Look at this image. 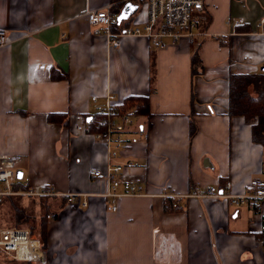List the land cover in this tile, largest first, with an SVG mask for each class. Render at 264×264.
<instances>
[{"label":"crops","instance_id":"crops-1","mask_svg":"<svg viewBox=\"0 0 264 264\" xmlns=\"http://www.w3.org/2000/svg\"><path fill=\"white\" fill-rule=\"evenodd\" d=\"M111 1L0 0V29L10 36L0 47V155L15 158L14 170L30 190L53 194L0 196L32 198L37 208L46 198L40 264H264V203L257 210L188 198L171 209L162 196L227 181L240 195L252 178L264 183L262 144L242 116L227 111L229 76L264 65V29L256 28L264 0H206L193 13V37L160 47L125 35L114 48L86 19L88 10ZM119 17L126 26H142L147 8L127 2ZM195 53L203 71L191 76ZM52 70L68 77L52 79ZM109 94L117 101L149 98L148 117L131 114L140 134L120 155L137 162L129 173L142 195L121 197L116 211L102 196L105 181L90 175L105 171L107 148L87 131ZM57 112L67 113V125L47 119ZM0 264L31 263L0 252Z\"/></svg>","mask_w":264,"mask_h":264},{"label":"built area","instance_id":"built-area-1","mask_svg":"<svg viewBox=\"0 0 264 264\" xmlns=\"http://www.w3.org/2000/svg\"><path fill=\"white\" fill-rule=\"evenodd\" d=\"M127 2L138 3L140 7L146 6L147 20L142 26H126L119 20L120 8ZM205 2L206 0H112L102 9L88 10L86 19L90 25L96 27L97 33L102 31L105 34L111 48L117 47L121 36L125 35L144 36L151 44L162 47L168 42L175 43L184 37L191 38L196 34L193 13L201 11ZM239 25L238 21L232 23L233 29ZM114 26L118 28L117 31L112 30ZM256 28L264 29V18L256 23ZM9 42V33L0 29V47ZM92 100L95 101L96 97H92ZM121 102L117 101L114 95H107L106 105L97 111L102 115L101 123L104 125V130L93 133L96 139L105 144L108 156L105 171L92 169L90 175L103 179L107 184V190L102 196L108 201L107 209L110 211H116L117 201L121 197L142 195L139 184L130 179L129 173L130 169L137 166V162L120 160L121 151L129 148L140 134L139 124L134 116L120 113ZM14 162V157L0 155V182L5 188L0 190V195L11 192V184L16 178ZM121 186L122 190H120ZM23 193L28 196L53 195L47 189H28ZM162 196L171 200L166 206L171 209H177L182 199L212 198L227 200L235 206L252 204L257 210H261V204L264 203V183L258 178H252L245 192L240 195L231 193V182L227 181L221 186L216 184L208 188L195 187L186 194L166 193ZM68 200L74 201L73 196ZM86 205L83 201L82 206ZM47 217L49 218L50 215ZM259 232L261 235L259 242L264 250V220ZM0 252L18 262L40 264L44 259L40 238L34 237L31 229L23 226L0 227Z\"/></svg>","mask_w":264,"mask_h":264},{"label":"trees","instance_id":"trees-1","mask_svg":"<svg viewBox=\"0 0 264 264\" xmlns=\"http://www.w3.org/2000/svg\"><path fill=\"white\" fill-rule=\"evenodd\" d=\"M117 27H113V31H117ZM203 71V66L199 56L195 53L191 56L190 61V74L194 76ZM52 79L67 78L64 72L51 71ZM149 98L144 95H129L125 97L119 105V111L122 114H133L135 116L148 117ZM228 114L239 115L251 125L252 139L264 148V71L258 70L256 73L251 74H231L228 79ZM47 119L51 122L61 123L62 125L68 124L67 113H49ZM102 115L96 112L92 118L87 122V131L90 133L99 132L104 130V125L101 123ZM192 124V120H191ZM192 128V127H191ZM194 130H191L193 135ZM15 178L11 184V191H27L29 188ZM12 196H0V204L5 199ZM42 207H44V214L41 216L37 223V230L39 233L41 248H45L46 240V224H47V210L50 208L45 197H42ZM13 210V220L17 226L26 224L31 215L27 214L25 208L20 207L18 202L11 203ZM36 226L31 228L32 232H36ZM14 262V260H11ZM16 262V261H15ZM28 263V262H23Z\"/></svg>","mask_w":264,"mask_h":264},{"label":"rangeland","instance_id":"rangeland-1","mask_svg":"<svg viewBox=\"0 0 264 264\" xmlns=\"http://www.w3.org/2000/svg\"><path fill=\"white\" fill-rule=\"evenodd\" d=\"M1 187L3 186V184L0 182ZM4 187V186H3ZM13 202H18V204L20 205V207L25 208V211L27 214L31 215L30 220L26 223V224H22L23 227H27V228H32L36 226V232L34 233V237L36 238H40L39 237V233L37 230V219L39 221V219L41 218V216L44 214V207H42L41 203L42 201H38V208L36 207V202L34 199L30 198V199H26V198H17V197H11L8 199H5L4 202L2 204H0V227H9V226H17V224L14 223L13 220V210L11 208V203ZM61 205L64 203V201H61ZM60 205V206H61ZM46 212V211H45ZM48 212V210H47ZM49 214V213H48ZM48 220V217H47ZM17 227H20L17 226Z\"/></svg>","mask_w":264,"mask_h":264},{"label":"water","instance_id":"water-1","mask_svg":"<svg viewBox=\"0 0 264 264\" xmlns=\"http://www.w3.org/2000/svg\"><path fill=\"white\" fill-rule=\"evenodd\" d=\"M119 20L121 21L122 18L119 17ZM260 70L261 71H264V65L260 68ZM16 178L19 179V180L22 179V173H21V171H16Z\"/></svg>","mask_w":264,"mask_h":264}]
</instances>
